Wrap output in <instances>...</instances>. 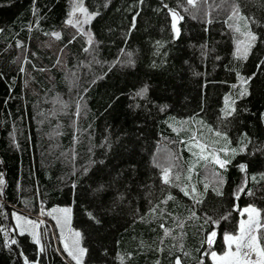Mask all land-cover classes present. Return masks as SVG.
Returning a JSON list of instances; mask_svg holds the SVG:
<instances>
[{"label": "trees", "instance_id": "1", "mask_svg": "<svg viewBox=\"0 0 264 264\" xmlns=\"http://www.w3.org/2000/svg\"><path fill=\"white\" fill-rule=\"evenodd\" d=\"M75 3L0 0V264H24L25 257L74 264L52 237L60 207L71 209L64 227L71 242L74 232L81 234L83 264H175L177 258L213 264L210 251H224L223 236L237 233L243 208L253 205L264 218V0H209L197 8L186 0H83L96 15L74 27L69 19H84L71 12ZM233 4L259 37L247 59L236 55L243 37L234 28L243 31L244 21H228ZM169 8L184 17L178 37ZM187 20L222 25L230 36L223 71L232 80L205 86L202 96L200 84L182 75L178 64ZM237 72L252 79L244 84ZM196 142L207 145L205 155L215 149L229 159L226 171L196 162L199 148L189 150ZM225 147L227 154L220 151ZM193 163L201 203L161 180V166L173 164L183 186ZM213 170L222 184L213 183ZM240 187L245 190L237 198ZM193 211L198 218H189ZM25 212L45 221L43 252L32 234L17 230L13 213ZM207 217L219 224L205 223ZM161 224L172 234L165 236ZM212 230L217 236L209 250L203 241Z\"/></svg>", "mask_w": 264, "mask_h": 264}, {"label": "snow or ice", "instance_id": "2", "mask_svg": "<svg viewBox=\"0 0 264 264\" xmlns=\"http://www.w3.org/2000/svg\"><path fill=\"white\" fill-rule=\"evenodd\" d=\"M143 2V0H142ZM198 2L202 3H208L209 0H186V4L188 6H191V8H197ZM227 3H232V0H225ZM166 8L168 7L167 4L164 5ZM210 7L212 5H209ZM185 11H188V8L186 7L184 9ZM74 12H80L83 14L84 19L81 21L79 19H76L75 22L72 19H69L67 21L68 24L72 26H76L77 24H86L88 23L96 13H89L88 10L83 6V0H76V3L74 4L73 8ZM231 13L232 15L228 16V21L232 20L233 17H239L241 20L244 21V30H241V27L236 26L234 28L235 32L239 33L240 36L243 37V39L237 40V49H236V55L237 58H243L247 59L248 53L251 50V48L256 44L259 37L255 32L252 31L251 27H249V20L250 18L244 16L241 14L240 9L238 6L233 4L231 7ZM169 14L172 17V30L176 37L180 35V29L178 27L179 21L182 20L184 17L180 15V13L173 8H169ZM228 21H225L226 23ZM251 23H256L255 21H251ZM229 27H233L231 24ZM57 39L60 38V33H52ZM92 43L91 34H89V44ZM85 51H88V49H85ZM123 51V50H122ZM131 56V53L128 54ZM129 63H131V60H129ZM21 71H24L22 68ZM255 75V74H253ZM237 77L240 79L244 84H247L252 77H242L239 72H237ZM147 88L141 89L136 93L137 96H143L144 93H146ZM247 91L246 89L241 92V96L246 95ZM82 99V98H81ZM227 100L226 97V106H227ZM234 103V101H233ZM64 107H67V104L65 103L63 105ZM82 108V104L80 101L76 102V109H77V115H79V112ZM235 109H233L234 111ZM225 115H231V112H225ZM181 123H187V121L181 122ZM215 135L222 136L224 139H227L226 135L223 133L216 131ZM193 141L195 140V136L191 138ZM199 148V152H193V156L196 158V162L204 161L205 165L208 163H212L214 165H218L220 169H224L226 171L227 165L231 162L229 159H222L216 154V150L213 149L211 152H209L207 155H205V152L207 150V145H201L198 142L192 143L190 146L191 148ZM220 151H223L227 154V147L220 149ZM236 149H231V152L233 155L236 153ZM240 151H243V148L240 149ZM174 165L169 164L168 166H161V180L166 185H171L174 187H180V191L183 192L185 196H189L190 198H193L196 203H201L202 200L200 198V193L197 192V188L195 184H192V176L194 174L195 169V163L190 164L187 168V175L184 177V179L187 181V183L183 184L181 186V174L176 171L174 172ZM241 171L245 170L244 165H240ZM213 183L214 184H222L223 178L220 176V173L213 170L212 173ZM252 179H256L253 177ZM261 179H264V174L261 175ZM4 184V178L3 175L0 174V186ZM209 188V183L204 184V189L207 191ZM245 189L244 187H240L236 190V197L239 198V194L243 192ZM214 191H216L217 195H222V192L219 190L218 187H214ZM251 194V192H249ZM168 199H173L171 195L168 196ZM161 203H166V201H162ZM61 213L65 216V223H67V217L68 214H70L71 209L70 208H63L59 209ZM43 214V209L41 210ZM152 213L156 212V208H153L151 210ZM247 214V219H241L239 221L238 225V231L237 233H228L226 232L223 236L225 245H226V251H224L222 254L218 255L216 251H210L211 258L214 262V264H264V218L261 216V210L256 208L253 205H248L241 211V216L244 214ZM14 216H16L15 213H13ZM48 215H52L51 212L48 213ZM230 215V214H229ZM89 216L91 217L92 214L89 213ZM190 219L198 218L196 216L195 211L191 213ZM17 221L24 220L25 225H31L33 227H38L39 225L36 222H33L31 220H25L23 217L16 216ZM222 219H228V217H222ZM211 221L213 224L218 225L219 221L212 220L211 217H207L205 219V223H208ZM57 223L60 224L61 221L58 219ZM20 227L21 232L20 234L23 235L25 232V228L17 225ZM180 228L184 227L183 223H180L178 225ZM162 229H164V235L169 236L172 234V230L167 229L164 227L163 224L160 225ZM73 236L75 237L74 240H72L71 245L64 239L63 232L61 233V240L64 245V251L67 252L68 256L72 258L76 262V264H83V258L85 254L87 253V249L80 246V236L81 234L79 232H74ZM217 236V232L215 230H212L211 232L207 233L205 236V239L203 243H206L208 245V249H212V246L215 243V238ZM33 239L34 242L39 245L40 239L39 237L33 233ZM16 240L12 239L11 244H16ZM40 252H43L44 249L41 247ZM23 255V253H21ZM187 255V253H185ZM24 264H37V262H30L26 257ZM175 264H181V261L179 258L176 259ZM200 264H204V262L201 260Z\"/></svg>", "mask_w": 264, "mask_h": 264}, {"label": "rangeland", "instance_id": "3", "mask_svg": "<svg viewBox=\"0 0 264 264\" xmlns=\"http://www.w3.org/2000/svg\"><path fill=\"white\" fill-rule=\"evenodd\" d=\"M73 8L71 9V12L73 14L79 13L80 15V12L78 11L74 12ZM81 20H83V18H81ZM181 43H182L181 50L178 57L180 72L182 75L187 76V79L190 80V82L200 84L201 96L204 94L203 90L205 86L209 84L227 85L228 83H230V81L232 80L231 75L223 71V64L227 60L231 49L230 36L222 25L215 27L198 26L197 24H193L189 20H187L184 26V35ZM77 101L78 100H76V102ZM76 102H75V107H76ZM75 112H77V109H75ZM76 122H77V116H76V121L73 123V132L75 133L77 130ZM193 131H194L193 136H195L196 135L195 125H193ZM63 208L65 207H60L55 210L58 212L57 214L58 216L56 215L57 216L56 219H59L61 221V223L57 224V226L54 223L58 234L56 233V231H54L55 226L52 223V231H53L52 237L56 246L61 251L64 250V245L61 240L62 232H64L63 233L64 239L67 242H69L70 245L72 243L71 240L70 241L68 240V235H67V233H69L68 227L67 228L64 227L65 216L63 213L58 211L59 209H63ZM241 211H240V220L247 219V214L245 213L243 216H241ZM16 216H20L23 217L25 220H31L35 222V220L29 217V215L26 212L21 214H16ZM16 216H13L15 225L17 226L19 224L20 226L24 227L26 229L25 231L32 234V236L33 233H35L40 239V244L37 245L38 248L40 249L41 247H43V243L41 242V238H40V233L43 227L42 225L43 221H41V218L38 219V216L34 217L36 219V223L39 226L33 227L31 225H25L24 220L17 221ZM17 230L21 232V229L18 226H17ZM224 251H226L225 242H224ZM65 254H67V252H65ZM69 258L72 260L71 257ZM210 259L213 262L211 255H210ZM72 262L76 264L74 260H72Z\"/></svg>", "mask_w": 264, "mask_h": 264}, {"label": "built area", "instance_id": "4", "mask_svg": "<svg viewBox=\"0 0 264 264\" xmlns=\"http://www.w3.org/2000/svg\"><path fill=\"white\" fill-rule=\"evenodd\" d=\"M38 219H40L39 217H38ZM41 221H43V224L45 223V221L41 218Z\"/></svg>", "mask_w": 264, "mask_h": 264}]
</instances>
